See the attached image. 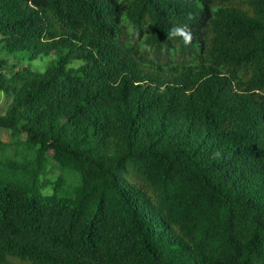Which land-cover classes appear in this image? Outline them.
<instances>
[{
  "label": "trees",
  "instance_id": "trees-1",
  "mask_svg": "<svg viewBox=\"0 0 264 264\" xmlns=\"http://www.w3.org/2000/svg\"><path fill=\"white\" fill-rule=\"evenodd\" d=\"M1 100L0 264H264V0H0Z\"/></svg>",
  "mask_w": 264,
  "mask_h": 264
},
{
  "label": "rangeland",
  "instance_id": "rangeland-1",
  "mask_svg": "<svg viewBox=\"0 0 264 264\" xmlns=\"http://www.w3.org/2000/svg\"><path fill=\"white\" fill-rule=\"evenodd\" d=\"M8 58L12 61L13 56H8ZM48 61L49 60L47 58L42 57V58H37V59H35L34 61H31V62H25V63L21 62V63L18 64V66L21 67V66L26 65L33 71L43 72L46 69V67H47ZM3 104H4V102H3V100H1L0 101V111L4 110ZM0 137L1 138H5L6 137V133L3 132L1 129H0ZM58 174H59L58 169L54 168L53 169V173L48 176L49 180L54 181L57 178ZM45 190H46L45 191L46 193H49L50 188H47Z\"/></svg>",
  "mask_w": 264,
  "mask_h": 264
}]
</instances>
